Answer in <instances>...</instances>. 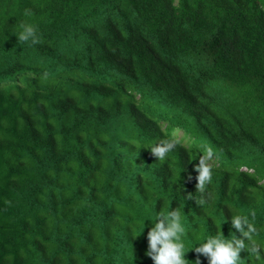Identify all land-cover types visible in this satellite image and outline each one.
<instances>
[{
	"label": "trees",
	"instance_id": "16d2710c",
	"mask_svg": "<svg viewBox=\"0 0 264 264\" xmlns=\"http://www.w3.org/2000/svg\"><path fill=\"white\" fill-rule=\"evenodd\" d=\"M171 209L189 264L236 215L264 264V0H0V264H153Z\"/></svg>",
	"mask_w": 264,
	"mask_h": 264
},
{
	"label": "clouds",
	"instance_id": "9594fccd",
	"mask_svg": "<svg viewBox=\"0 0 264 264\" xmlns=\"http://www.w3.org/2000/svg\"><path fill=\"white\" fill-rule=\"evenodd\" d=\"M25 15H30V11L26 9ZM20 28L22 30L17 35V42H31L33 45L40 43L34 26L21 24ZM180 144L181 141L176 138L162 140L159 144L151 147V155L162 161ZM213 156L214 149L207 146L204 154L199 158V163L195 165V171L198 173L195 188L201 194V198L195 201L197 205L206 203L204 193L206 186L212 182L213 171L210 161ZM186 199H193L192 194L188 193ZM255 215V211H251L253 221ZM152 223L153 226L147 232L148 247L145 255L153 261V264H189L185 257L190 250L186 251L185 249L186 228L182 223L180 210L159 211ZM231 228L240 235L227 239L222 232H218L217 235H209L205 242L192 248L191 250L197 253L194 264H201L199 259L201 255L207 259L208 264H240L241 253L248 250L257 254V258H259V249L254 245L249 249L245 243L246 240L252 241L253 234L256 233V228L249 221L248 216L236 215L232 217Z\"/></svg>",
	"mask_w": 264,
	"mask_h": 264
},
{
	"label": "rangeland",
	"instance_id": "374dc122",
	"mask_svg": "<svg viewBox=\"0 0 264 264\" xmlns=\"http://www.w3.org/2000/svg\"><path fill=\"white\" fill-rule=\"evenodd\" d=\"M182 132H178L177 133V136H181V137H183V135L181 134ZM204 154V152L202 153V155Z\"/></svg>",
	"mask_w": 264,
	"mask_h": 264
}]
</instances>
